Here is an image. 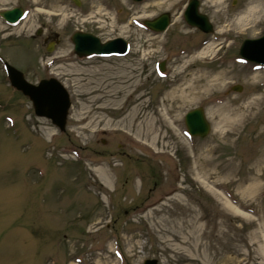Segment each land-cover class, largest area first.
I'll return each instance as SVG.
<instances>
[{
  "label": "rangeland",
  "instance_id": "obj_1",
  "mask_svg": "<svg viewBox=\"0 0 264 264\" xmlns=\"http://www.w3.org/2000/svg\"><path fill=\"white\" fill-rule=\"evenodd\" d=\"M81 1L0 0V7L30 8L20 23H0V264H264V67L239 56L245 39L264 34V20L256 28L234 22L254 0H200L212 34L184 21L188 0ZM61 10L76 18L63 21ZM166 11L165 32L142 28L140 21ZM78 30L102 41L122 37L130 50L79 58L71 40ZM210 40L209 57L180 73L182 58ZM4 62L33 84L54 77L64 85L60 71L74 65L81 88L64 85L72 101L65 132L35 115L11 87ZM195 71L228 77L197 101L176 102L172 132L161 119L172 105L166 95ZM132 75L139 83L126 85ZM254 99L260 103L246 116ZM136 106L139 117L124 120ZM222 106L246 116L235 133L217 129ZM198 107L212 127L205 138L187 133L185 116ZM76 112L98 117L97 129L81 130L89 120L78 121ZM149 124L159 133L147 134Z\"/></svg>",
  "mask_w": 264,
  "mask_h": 264
},
{
  "label": "water",
  "instance_id": "obj_2",
  "mask_svg": "<svg viewBox=\"0 0 264 264\" xmlns=\"http://www.w3.org/2000/svg\"><path fill=\"white\" fill-rule=\"evenodd\" d=\"M75 1L79 4L78 0ZM22 14L23 12L20 8L3 13L5 18L11 22H16L22 17ZM186 19L191 25L198 26L205 32H211L213 30L207 16L198 12V2L196 1L192 2L187 10ZM169 23L170 15L166 13L148 24L154 30L164 31ZM73 40L76 52L80 55L124 53L127 49L126 43L122 39L102 44L96 37L77 33ZM240 54L250 61L264 65V36L259 39L244 41L240 49ZM7 70L12 85L30 97L37 115L51 118L53 123L59 126L61 130H65L71 101L68 92L61 83L52 78L43 80L40 85L35 86L27 82L24 74L16 68L7 65ZM234 89L240 91L242 87L237 86ZM186 124L192 135L200 137L207 136L211 128L203 108H198L188 113L186 116ZM145 264H157V261L148 260Z\"/></svg>",
  "mask_w": 264,
  "mask_h": 264
},
{
  "label": "bare ground",
  "instance_id": "obj_3",
  "mask_svg": "<svg viewBox=\"0 0 264 264\" xmlns=\"http://www.w3.org/2000/svg\"><path fill=\"white\" fill-rule=\"evenodd\" d=\"M220 1L221 0H213V2H215V3L220 2ZM122 3L124 5H126L125 2H122ZM105 9L107 10V8H105ZM99 11H101V9H99ZM58 14L59 15L61 14V19L65 22L69 21L72 18H76L75 14L70 15V14L64 12L63 10H61V12H59ZM105 14L106 13H104V15ZM92 17L95 18L96 16L90 15L85 20L87 21V20L91 19ZM263 20H264V0H254V4L249 5L247 11L245 13H241L235 19L234 22H235V25L239 28H241L245 24H249V23L254 24L253 28L254 27L256 28V27L260 26V24L263 22ZM98 21L105 22L102 20H98ZM132 23H134V20H132ZM213 48H214V42H213V40H211L197 54L195 53V54H192L191 56L183 57L182 58L183 60L181 59L182 63L180 65V69H179L180 73L187 72V70L191 67V65L193 63L197 62L198 58H200L201 60L208 58L210 53L212 52ZM66 67H69L68 68L69 71L64 70V69H62L60 71L61 73H63V75L67 76L66 81L64 82V85L68 87L70 84H73V86H75V88H77V89L81 88L79 78H77L76 74L72 71V67H74V65L68 64ZM120 76L121 77H128L124 74H120ZM188 77H189L188 79H190L189 81H187L188 85L187 84L184 85L185 82L183 80V81H181V83L177 87L172 89L166 95L167 101L169 103H172V105H168V108H165L166 113L163 112L161 119H163L166 122L165 124H167L170 127L172 132H177V126H175V124H174V120L176 118H175V116L170 115V112L175 110L174 104L176 105V102H177L179 104V107H182L188 102H193V101L199 100L205 94L209 93L212 89L220 87L222 81L228 77V72H221L218 74H207V73H204L201 71H195L193 73H188ZM130 79L132 80L131 84L133 86L139 83V79L134 78L133 75L130 76L129 79L124 80V83L126 85L130 84V83H128V81ZM123 87H124L123 85L118 86V88H120V89H122ZM128 87H130V86H128ZM95 92L96 91L92 90L88 93H95ZM115 96L116 95H111V94L109 95V97H112V98H114ZM99 97H100V95L94 96L93 102L97 101V99ZM259 103H260V99H254L252 102H249L247 104V106L244 107V109L247 108V111H248L246 116L252 115L253 114L252 110H253L254 105L257 106V104H259ZM99 107L104 108V106H99ZM139 107L140 106H136L134 108V110L132 111V113L129 116H127L124 120L132 121V120L138 118L139 116H137V113L139 111ZM176 107H178V105ZM72 116L75 119H77L78 121L89 120V123L87 124V126H85L81 129L83 131H85V130L95 131L98 127V125H97L98 123H96V120L98 119V117L96 118L94 116L88 115L87 113L84 114V113H77V112L75 114H73ZM244 116H245V114L238 115V113L236 111L232 112V113H231V111H228V113H227L225 106H222V113L220 115L221 127H217V129L221 130L226 135H229L231 133H235L236 130L241 125V119L244 118ZM246 116H245V118H246ZM145 131L147 134L150 135L152 132H153V134L159 133L160 130L157 129V127L154 126L153 124L152 125L149 124V126L147 125V127L145 128ZM51 133H52V131L49 130L48 136H50ZM214 149L215 148H211L210 152H212ZM260 161L263 162V160H260ZM252 192H253V189H252ZM252 192H249V193L252 194ZM239 203H237V205H240ZM240 207H242L243 210H246L249 212H255V209H256L252 206V203H245V204L241 205ZM258 220H261V222H263V225H264V212L259 213V219Z\"/></svg>",
  "mask_w": 264,
  "mask_h": 264
},
{
  "label": "flooded vegetation",
  "instance_id": "obj_4",
  "mask_svg": "<svg viewBox=\"0 0 264 264\" xmlns=\"http://www.w3.org/2000/svg\"><path fill=\"white\" fill-rule=\"evenodd\" d=\"M144 4L147 5V6H149V3H148L147 0H144ZM200 5H201V1H200ZM6 9H7V7H1V8H0V11H2V10L4 11V10H6ZM147 15H149V14H147ZM146 20H147V19H146ZM0 21H1L2 23L5 22L4 19L1 17V15H0ZM48 39H50V38H49V36L46 35V37H44V42L48 41ZM56 40H58V39H56ZM121 147H122V146H121Z\"/></svg>",
  "mask_w": 264,
  "mask_h": 264
}]
</instances>
